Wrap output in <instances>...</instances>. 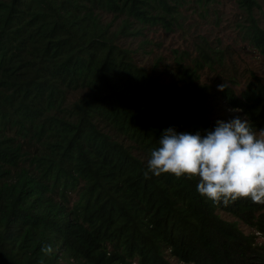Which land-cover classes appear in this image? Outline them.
Masks as SVG:
<instances>
[{"label": "trees", "instance_id": "trees-1", "mask_svg": "<svg viewBox=\"0 0 264 264\" xmlns=\"http://www.w3.org/2000/svg\"><path fill=\"white\" fill-rule=\"evenodd\" d=\"M255 135L264 0H0V264H264Z\"/></svg>", "mask_w": 264, "mask_h": 264}, {"label": "rangeland", "instance_id": "rangeland-1", "mask_svg": "<svg viewBox=\"0 0 264 264\" xmlns=\"http://www.w3.org/2000/svg\"><path fill=\"white\" fill-rule=\"evenodd\" d=\"M219 104L222 106H216V109L218 111L217 114L224 116L227 120L234 121L235 123L243 120V118H240L239 115L237 114L238 113L237 110L231 109V108H229V106L228 107L224 106L222 104V102H219ZM255 137L258 138L259 140H261V142L264 144V138H262L260 136L258 137L257 135H255ZM242 228H244L246 230V232H249V233L255 232L256 236L258 237V242L259 243L264 242L263 236L260 233H258L257 231L252 230V229L247 228V227H243V225H242Z\"/></svg>", "mask_w": 264, "mask_h": 264}]
</instances>
